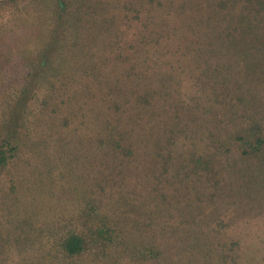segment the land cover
I'll list each match as a JSON object with an SVG mask.
<instances>
[{
    "label": "trees",
    "instance_id": "obj_1",
    "mask_svg": "<svg viewBox=\"0 0 264 264\" xmlns=\"http://www.w3.org/2000/svg\"><path fill=\"white\" fill-rule=\"evenodd\" d=\"M42 1L51 7L36 51L0 59V184L18 192V165L38 185L54 161L85 172L92 163L144 255L264 264L249 242L264 238V0ZM16 3L0 0V10ZM5 29L1 44L15 36ZM35 70L36 102L21 110ZM118 239L100 224L67 230L55 246L73 259Z\"/></svg>",
    "mask_w": 264,
    "mask_h": 264
},
{
    "label": "rangeland",
    "instance_id": "obj_2",
    "mask_svg": "<svg viewBox=\"0 0 264 264\" xmlns=\"http://www.w3.org/2000/svg\"><path fill=\"white\" fill-rule=\"evenodd\" d=\"M30 1L16 0V4L0 10V24L6 25L5 32L15 33V36H7L0 43V59L4 61L3 64L11 62L14 50L20 55L24 51H36V41L44 31L41 27L43 17L51 4L42 0ZM64 37L61 34L62 40ZM59 45L63 49L68 45L67 39L59 42ZM18 46H22V49ZM57 54L61 52L51 49L50 59L54 61ZM70 56L69 72L73 74L71 62L74 59ZM34 63L35 60L26 61L20 73H24L25 68H33ZM7 66L4 68L7 69ZM42 77L41 73L37 77L36 70L33 71L32 77L25 84V100L17 104L21 110L36 102V92L39 82L43 81ZM49 86L55 87L51 84ZM74 87L79 88L76 85ZM51 163L36 160V165L40 167ZM63 163L65 166L59 169L54 161L50 171L44 170L45 175L36 180L38 185L31 178L34 169L25 170L18 165L23 183L16 194H11L0 184V264H161L141 251L145 244L123 208L107 194L100 192L94 164H84L85 172L73 169L68 160ZM259 219L264 221V214L259 215ZM100 224L119 236L110 248L92 249L73 259H67L56 251L55 245L61 233L70 229L88 233L90 228ZM263 229L260 228L257 233ZM241 230L254 234L253 226ZM257 239L253 235L249 242L254 245L257 242L258 248H264V238Z\"/></svg>",
    "mask_w": 264,
    "mask_h": 264
}]
</instances>
